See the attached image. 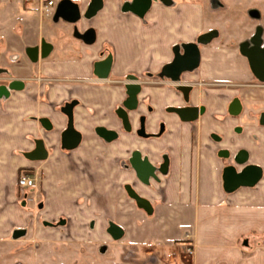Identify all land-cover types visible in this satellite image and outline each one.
Returning a JSON list of instances; mask_svg holds the SVG:
<instances>
[{
  "label": "crops",
  "instance_id": "0c3cea01",
  "mask_svg": "<svg viewBox=\"0 0 264 264\" xmlns=\"http://www.w3.org/2000/svg\"><path fill=\"white\" fill-rule=\"evenodd\" d=\"M71 1L86 11L92 0ZM126 1L103 0L94 18L79 23L97 33L88 46L73 36L71 23L55 20V11L43 15L39 0H0V71L25 81L23 90L0 99V233L19 240L32 227L55 232L46 242L71 233L72 243L90 246L89 258L102 255L103 264H264V81L239 47L258 29L264 47V0H173L142 17L126 12ZM212 30L217 36L202 47L200 69L190 75L206 85L192 94L206 113L183 122L162 111L173 102L166 88L147 87L141 98L148 95L159 111L151 138L124 133L115 113L125 92L113 82L130 74L147 81L173 45ZM32 48L36 60L28 56ZM101 52L114 56L109 79L93 72ZM235 100L237 115L230 112ZM70 112L82 136L73 149L62 139ZM98 126L122 137L106 141ZM222 148L246 151L247 164L263 169L260 182L227 191ZM135 150L158 169L149 185L129 166ZM21 176L35 184L20 187ZM128 186L150 202V212Z\"/></svg>",
  "mask_w": 264,
  "mask_h": 264
},
{
  "label": "water",
  "instance_id": "95a60500",
  "mask_svg": "<svg viewBox=\"0 0 264 264\" xmlns=\"http://www.w3.org/2000/svg\"><path fill=\"white\" fill-rule=\"evenodd\" d=\"M166 4L169 0H162ZM151 0H134L131 5H126L125 11H132L139 15L144 16L146 11L150 8ZM102 7V0H93L85 13L86 18H91L97 11ZM81 18L80 7L77 3L71 0H61L56 7L55 20L62 19L68 23L75 24ZM216 32L209 33L202 37L203 42H207L213 37ZM84 37V36H83ZM95 37V30L90 29L86 35L87 43H93ZM261 30L258 29L255 36L252 39V45L249 49H245L247 45L242 46L244 55L248 58L253 73L264 81V47H261ZM184 54L176 53L175 60L167 64L163 69V75L170 77L173 81H178L181 73L185 71L194 70L200 61L199 48L196 44L190 43L184 46ZM30 53H34L32 59H37V49L32 48L29 50ZM112 65V58L109 57L104 61L99 62L96 68H100L102 73L99 77L106 79L109 75ZM134 78V77H133ZM127 99L124 101V107L128 110H135L138 106V95L141 91V85L138 82L129 83L126 86ZM1 94V93H0ZM241 109V105L238 100H235L230 105V112L233 115H237ZM177 113L183 121L189 122L194 121L198 118L199 113H204V108L189 107V108H174L172 109ZM119 115L123 118L124 123H128V116L125 111H119ZM127 129L128 126H127ZM105 130L104 128L99 131ZM106 131V130H105ZM104 131V132H105ZM101 135L107 139H113L115 137L114 132L106 131L105 133L100 132ZM147 136V135H146ZM81 142V134L75 131L73 126V115L69 113V126L68 129L63 133V144L67 149H73ZM38 145H42L41 141H38ZM46 155V154H45ZM44 155V156H45ZM236 161L240 165H244L247 161V152L241 151L236 157ZM131 164L133 169L136 171L137 177L144 185L150 184V179H158L157 168L153 165L148 157H143L141 152L135 151L133 153ZM262 177V169L256 165H247L241 171H237L236 167L228 166L223 171L224 187L227 191H234L240 187H253ZM130 196L136 201L139 207L150 212L152 210L150 202L139 195L131 186L127 187ZM119 237V236H118Z\"/></svg>",
  "mask_w": 264,
  "mask_h": 264
},
{
  "label": "flooded vegetation",
  "instance_id": "af4514ba",
  "mask_svg": "<svg viewBox=\"0 0 264 264\" xmlns=\"http://www.w3.org/2000/svg\"><path fill=\"white\" fill-rule=\"evenodd\" d=\"M39 1L41 3L40 10H41L42 14L43 15H49V14H52L53 11L56 12V7H57V5L59 4V2L61 0L59 2H57L56 0H39ZM92 1H91V3H92ZM133 1L134 0H127L125 2V5H124L123 9L125 10L126 5H131V3ZM50 2H51V5L49 6ZM173 2H174L173 0H169V3L166 4L162 0H151L150 8L155 3H161L163 5L171 6L173 4ZM91 3H90V5H91ZM89 6L87 7L86 11H83L81 6L79 5L80 11H81V18L79 19V21L77 23L72 24L74 26V28H73V36L76 39L82 41L84 44H86L88 46H93L96 43V41H97V33L95 32V37H94L93 43H87L85 35L90 29H93V28H88L86 30H81L78 27V25L83 20H90V19L94 18L98 14V12L103 9L104 3H103V0H102V7L97 11V13L94 16H92L91 18L88 19V18L85 17V13L88 11ZM150 8L148 9V11H146L145 15L149 12ZM126 12L136 14V13H134L132 11H126ZM213 31L214 30H212V32ZM209 32H211V31H209ZM209 32L200 34L196 38V40L193 41V42L177 43V44L173 45V47L171 48V51H170V59L161 66V69H160L159 73H157V74H152V73L148 74V76H146V80L147 81L142 80L141 78H143V77L137 76L135 74H130V75H128L125 78V82H120V81L113 82L114 83L113 85L116 86V87L122 86L123 90L125 92V98L123 99V101L121 102L120 106L118 107V109L116 110V113H115L116 116H117V119H119V122H120V125H121V128H122L121 130L124 133H127L129 135H133V137H137V138H140V139H142V138H145V139L151 138L149 136V133H148V128H149L150 123L154 120L153 117L158 115L159 111H157V107H155V105L151 102V99H149L148 95H146L145 97L141 98V96L143 94V91L147 87L155 88V87H159V85L160 86L162 85L161 87L166 88L168 95L169 96L171 95V97L173 98V102L171 104L166 105L162 109V111L164 113H167V114H170V115H176L181 121H183L181 119V117L177 113L172 111V109H174V108L197 107L199 109L204 108V113H206V111L208 109H207V107L204 104L195 105L193 103V100H192V94L194 93L196 87H201L202 88V87H206V85L204 86V84H200V81H198V80H192L190 75H192L193 73L199 71V69H200V66H201V63H202V51H201L202 47L207 46L208 43H210V41L213 40L214 37L217 36L216 35L213 38H210L208 40L209 42L208 41L207 42H203L201 40L202 37L204 35L209 34ZM255 34L251 37V39L248 42H244V43L240 44L239 47H240V50H241L242 53H243L242 46L244 44L247 45L245 47V49H249L251 46H253L252 45V39L255 36ZM190 43L196 44L198 46V48H199L200 61H199L198 66L192 71H185V72L181 73V75L179 77V80L176 81V82L173 81L170 77L163 75L164 67L167 64H170V63H172L175 60L177 52L180 53V54H184V50H185L184 46L187 45V44H190ZM261 47H263V46L261 45ZM47 52H48V46L44 44L43 45V49L41 50V55L45 56V54ZM38 54L36 52V55H38ZM33 55H34V53H32V54L30 53V55L28 54L30 59H32ZM80 55H82V54H80ZM109 57L112 58V65H111V69H110L109 75H108V77L106 79H109V77L111 76V72H112L113 64H114V56L111 53L104 54V52H101V57L94 62L93 72H94V75L96 77L100 78L99 74L102 73V70L100 68L97 69L96 65L99 62L104 61L105 59H107ZM17 63H18V65L20 64V62H17ZM2 74L7 75L8 77H6V78L0 77V93H1L0 94V99H4L6 97H10L12 93L24 89L25 81L23 79H17V78H14V77L11 78L10 77L11 76L10 72H6V71H2L1 70L0 71V75H2ZM100 79H102V78H100ZM164 80H166V81H168L170 83H166L165 84L164 82H162ZM132 82H138L141 85V91H140V93L138 95V100L139 101H138L137 108L135 110H128V109H126L124 107V101L128 97L126 86L129 83H132ZM122 110L127 113V116H128V123L127 124L124 123L123 118H121L120 115H119V113H120L119 111H122ZM204 113H199L198 118L196 120H194V121H197L199 119V117L202 116ZM194 121H189V122H194ZM183 122H186V121H183ZM43 123H44V125H46L45 123H47V122H43ZM160 124H162L161 132L164 133V131H166V124H165L164 121H162ZM68 126H69V123H68ZM73 126H74V129H75L76 125L74 123V119H73ZM127 126H128L129 129H127ZM101 128H104L106 131L114 132L116 134L115 137L113 139H107L106 137L101 135L100 132H102V131H103V133L106 132L105 130L99 131V129H101ZM67 129H68V127H67ZM96 133H97V135L99 137H101L102 139H104L106 141L116 140V139H119L120 137H122L121 134L118 131H115V130H112V129H108L107 127H103V126H98L96 128ZM62 139H63V135H62ZM81 140H82V136H81ZM135 151H137V150H135ZM135 151H132L131 155H130L129 166H131V167H132L131 159H132L133 153ZM239 152H241V151H239ZM238 154L239 153H237L236 155H233L231 153V151H229L226 148H222V149L219 150V156L227 161V164L225 165V168L228 167V166H234V167H236L237 171H241L247 165H254V164H247L248 161H246V163L244 165L238 164L237 161H236V157H237ZM247 159H248V155H247ZM256 166H258V165H256ZM261 169H262V167H261ZM27 172H28V170H26V169H20L19 174H25ZM262 176H263V169H262ZM261 179H262V177H261ZM260 180L258 181V183L260 182Z\"/></svg>",
  "mask_w": 264,
  "mask_h": 264
},
{
  "label": "rangeland",
  "instance_id": "374dc122",
  "mask_svg": "<svg viewBox=\"0 0 264 264\" xmlns=\"http://www.w3.org/2000/svg\"><path fill=\"white\" fill-rule=\"evenodd\" d=\"M177 3L185 2L191 5L198 4L195 0H174ZM34 134V133H33ZM39 176V173L38 175ZM40 183V178H38ZM34 204V203H33ZM85 208V207H83ZM86 214V213H85ZM77 218V217H76ZM80 219V218H78ZM77 219V220H78ZM82 220V219H81ZM41 230H47L42 228ZM67 233L71 230L66 229ZM0 233V264H103V256L99 255L94 260L88 253L93 249L86 244L72 243L71 233L62 232L58 240H43L46 236H55V232L40 231L32 227L30 235L25 239L14 240L10 234ZM71 238V239H70ZM101 247L97 243V252ZM96 251V250H95ZM100 254V253H99ZM88 255V257H87ZM96 261V262H95Z\"/></svg>",
  "mask_w": 264,
  "mask_h": 264
},
{
  "label": "built area",
  "instance_id": "2783aa9c",
  "mask_svg": "<svg viewBox=\"0 0 264 264\" xmlns=\"http://www.w3.org/2000/svg\"><path fill=\"white\" fill-rule=\"evenodd\" d=\"M51 2L49 3V6ZM18 184L22 188L32 187L35 184V179L28 177V176H21L18 180Z\"/></svg>",
  "mask_w": 264,
  "mask_h": 264
}]
</instances>
